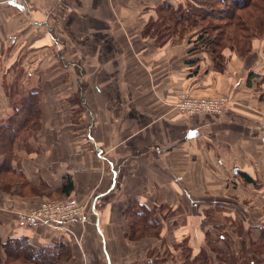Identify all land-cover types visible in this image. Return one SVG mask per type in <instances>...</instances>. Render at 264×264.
Segmentation results:
<instances>
[{
	"label": "crops",
	"instance_id": "crops-1",
	"mask_svg": "<svg viewBox=\"0 0 264 264\" xmlns=\"http://www.w3.org/2000/svg\"><path fill=\"white\" fill-rule=\"evenodd\" d=\"M179 4L181 0H0V120L25 96L15 92L19 87L41 95L44 117L72 121L76 79L71 73L81 70L90 109L82 113L88 120L85 131L75 140L72 128L67 134L58 130L56 143L49 144L39 164L46 170L55 167L45 173L54 179V188L71 180L70 195L90 201L95 210L63 232L33 222L25 207H3L0 242L24 237L36 249L69 247L66 264H114L121 239L115 232L110 242L106 224V204L112 198L138 199L151 208L163 205L173 219L162 218V229H176L182 221V228L192 226L185 229L191 233L188 241L197 229L207 234L216 227L204 224L203 207L195 218L189 213L199 201L226 200V206H214L232 219L264 212V39L252 38L249 51L239 54L229 47L215 53L200 46L195 30L171 34L164 28L162 34L143 35L149 23L165 20L158 15L163 6ZM44 73L53 75L48 79ZM179 93L227 95L230 103L221 115L183 117L171 106ZM33 150L26 154L31 163L38 149ZM25 163L22 172L37 183L42 168ZM84 189L97 193L89 198ZM241 191L248 195L234 196ZM253 193L258 206L253 199L246 206L243 201ZM81 236L84 245L86 237L93 242L83 259L76 248ZM4 258L0 250V262Z\"/></svg>",
	"mask_w": 264,
	"mask_h": 264
},
{
	"label": "rangeland",
	"instance_id": "rangeland-1",
	"mask_svg": "<svg viewBox=\"0 0 264 264\" xmlns=\"http://www.w3.org/2000/svg\"><path fill=\"white\" fill-rule=\"evenodd\" d=\"M186 0H181V4H179L178 7H176L175 13L178 15L180 12L184 11V7L186 3L184 2ZM173 4V3H172ZM174 5V4H173ZM174 10V8H173ZM164 14V13H163ZM159 16H162L164 18H168V15H162L158 14ZM163 19V18H162ZM168 22V21H167ZM156 23H158L156 21ZM168 24V23H167ZM166 24V25H167ZM173 22L170 21L168 26L170 27L169 33L175 34V33H182L181 28L179 27L178 30L173 29ZM152 23H149L143 32V35L150 36L154 34H162L163 29L162 27L158 26H152ZM191 29V28H190ZM190 29H186V34L195 33L194 37L199 40V37L201 36V31L195 30V32ZM189 32V33H188ZM216 34V33H214ZM159 37V39H161ZM264 39V37H263ZM199 45H203V42L199 40ZM224 45L222 47H229L224 42H220L219 44ZM206 46V45H205ZM220 46L217 47L215 53H218L220 50ZM81 67V66H80ZM47 75V78L50 79V77L53 75L50 73H44ZM71 75L76 79L75 84V92H74V104L71 105L75 111V116L72 121H64L61 120L60 115H50L48 117H44L45 115L42 113L41 109V95L36 94L34 92V89H29L25 93L22 92V89L19 87L15 88V92L17 94H24L25 96L20 98V102L14 107L10 115L5 120H0V209L6 208L8 210H13L15 208L19 209L20 207H25V213L29 214L30 212L35 211L41 204L44 203H64L70 199L76 201L81 207L83 206V210L86 213L84 217L87 216V214H90L89 211L90 201L85 200V198L78 199V197L74 194L63 197L60 194V189L63 186L59 188H54L55 186L53 183L54 179H51L50 176L53 175H47L50 178L45 176V173L54 172L56 169L55 167L50 166L49 168H44V166H41L39 162H42L45 159V156L49 153V144L52 142L53 144L57 141V133L58 130H65L66 134L69 133L68 128H72L75 132V135L73 138L75 140L81 135H83V131H85L84 126L86 121L82 113H89L90 109L88 107V104L84 101L83 98V91L86 88V83L83 79V72L80 70H76L74 73H71ZM16 77H19V74L17 72ZM47 93H50L47 92ZM36 94V95H35ZM180 94V93H179ZM32 95V96H31ZM51 95V94H47ZM190 95V94H189ZM176 97L175 96L173 102L171 103L172 109L176 111L178 114H180L175 108L174 104L176 103ZM201 97V96H199ZM210 97V96H208ZM34 104V105H33ZM33 105V106H32ZM29 108L32 107V111H28ZM228 108V106H227ZM226 108V109H227ZM225 109V110H226ZM26 110L29 112L28 118L29 123L28 125L23 129L22 123L25 120L26 116ZM181 115V114H180ZM182 116V115H181ZM193 116V115H192ZM185 117V116H183ZM189 117V116H188ZM95 120L92 119V123ZM68 129V130H67ZM59 134V133H58ZM72 136V133L70 134ZM70 138V137H69ZM72 140V139H71ZM70 142V141H69ZM36 147L38 149L37 151V157L35 158V153L33 158L36 160L33 163L29 161L30 157H26V154L32 153L33 148ZM39 145V146H37ZM70 145V143L67 144V146ZM46 148V149H45ZM46 150V151H45ZM26 162L28 166L31 165L35 168H42L39 171L36 172V179L37 183L34 182L35 179H30L28 176L24 175L22 172L21 166L23 163ZM36 163V164H35ZM12 168V170L10 169ZM21 173L23 176V180L17 177L13 173ZM41 175V176H40ZM66 179V177H64ZM72 179V178H71ZM36 183V184H34ZM84 194L88 196L89 198L93 197L97 193L96 190H86L84 189ZM90 191V192H89ZM88 192V193H87ZM238 195L241 196V198L244 195H248L246 191L241 192H235L234 196ZM254 193L253 195L249 196L248 199L244 200L243 202L249 203L250 199H253V204H257V201L254 199ZM112 200V202L110 201ZM110 200H107L106 207H108V212L106 216V224L108 227H110V242H113L114 240V233L120 236L121 245H118V253L117 256H115L114 264H183L185 262V258L189 257V259H193L196 257V255H199V253H206L211 258V263L216 262L215 260V254L211 251V249H215L218 247L224 246V244H215L211 241L217 239L219 236L224 237V241H227V239H230L229 236L232 238L234 237V240L231 239V248H234L235 252H241L239 251L240 246H242L243 241H247V239H251L252 241L255 240L258 242L254 247L256 252H258L261 246H264V242L260 240L261 238V231H259V226H264V212L259 211V213H251L250 216L248 214L242 215V216H235L232 219V216H226L224 213L226 212L222 208L214 206L215 202L226 206L227 201L224 199H217V200H209V201H199L195 205H191V208H189V213L193 218H195L196 213H198L201 209V212L205 214V223L209 226H216L214 227V231L212 233V237H208L206 234L202 233L198 229L196 230V233H192V241H188L189 236L191 237L190 231H186L187 228H192V226H186L185 228H182L185 223L180 222L179 226L181 228L174 229L171 227V229H162L163 225L161 223V220L163 219H169L170 212L166 207L162 205V207H159V205H156L155 208L148 207L145 204H142L138 199H123L120 200L118 198L116 201L112 198ZM242 201V200H241ZM92 202V201H91ZM139 202L140 204L144 205L148 209H154L155 218L160 225V229L158 232L154 230V227L150 226L148 228H144L140 222L139 218L137 216V213H139V209L135 207L136 203ZM232 202V201H231ZM230 203V202H229ZM23 206H19V205ZM25 204L27 206H25ZM186 206V204L184 203ZM190 205V204H189ZM188 203L187 206L189 207ZM95 206V205H94ZM186 206V207H187ZM96 210L99 212L100 207H98V204H96ZM238 209V208H237ZM264 211V208H260ZM102 210V209H101ZM241 211V210H239ZM177 212V211H176ZM224 212V213H222ZM110 213V215H109ZM152 217V216H151ZM231 217V218H230ZM94 218L91 214L90 219ZM163 218V219H162ZM145 219V218H144ZM143 219V220H144ZM173 218H170L172 220ZM245 222H244V221ZM168 221V220H167ZM256 225L257 227L250 226V225ZM119 226L118 229L115 231V226ZM45 226V225H44ZM47 227V226H45ZM168 227V226H167ZM250 227V228H249ZM254 227V228H252ZM49 228V227H47ZM249 228V229H248ZM51 229V228H50ZM173 229V231H171ZM247 229V230H245ZM63 232L65 230H62ZM188 233V235H187ZM210 233V232H208ZM98 237V236H97ZM96 237V239H97ZM107 237V236H106ZM84 237H80L77 242H79L78 245H76V248L79 250V255L82 257H87L88 253L87 248L88 244L92 245L93 242L90 237H86V243L84 245L83 243ZM95 240V239H94ZM230 241V240H229ZM108 242V239H107ZM109 243V242H108ZM95 244V242H94ZM97 244V243H96ZM197 244V245H196ZM199 245V247H197ZM86 246V247H85ZM54 249V250H53ZM51 252L56 254L60 253L63 257L60 264H66L70 261V248L65 247L62 248H53ZM59 249V252L57 251ZM86 249V251H85ZM2 253H4V260L0 262V264H36L32 263L30 260H26V255H20L18 254L19 250H15L12 248V251L10 248L6 250L3 247H1ZM97 255L99 258L102 259V254L100 250H96ZM198 252V253H197ZM22 254V253H21ZM91 255V254H90ZM15 259V260H14ZM88 258H86V261ZM103 262V260H102ZM40 264V263H38ZM57 264V263H56ZM104 264V263H103Z\"/></svg>",
	"mask_w": 264,
	"mask_h": 264
},
{
	"label": "trees",
	"instance_id": "trees-1",
	"mask_svg": "<svg viewBox=\"0 0 264 264\" xmlns=\"http://www.w3.org/2000/svg\"><path fill=\"white\" fill-rule=\"evenodd\" d=\"M184 2L186 3L183 8L184 11L180 12L178 15L175 13L176 8L173 10V6H163L160 9V14H166L168 18H165V20L160 23H154L152 26L170 29L166 24H169L171 21L173 22L172 26L174 30H178L179 27L181 30L185 31L190 28V30L199 29V32L201 31L199 40L203 42V45L212 47L216 50L222 41L228 45L229 48L236 50L239 54H244L249 51L252 38L263 39L264 37V0H186ZM157 35H159V33ZM222 46L224 45H221L220 48ZM29 110L33 112L32 107H30L28 111ZM28 111L26 110L25 120L22 123L23 129L29 123ZM10 169L12 170L11 167ZM13 174L23 180L21 173L14 172ZM245 180L247 182L250 181L247 176ZM72 189L71 180H66L60 189L61 196H70ZM135 203V207L137 210L139 209L137 216L140 219V224L144 228L152 226L154 230L158 232L160 225L159 222L154 219V209H148L139 202ZM259 231L262 232L260 240L264 242L263 225L259 226ZM212 234L214 233L210 232L206 235L212 237ZM211 242L215 244H224L222 247L211 249L215 254L216 262L211 263V257L206 253H199V255H196V257L191 260L189 257L185 258L183 264H264V246H261L259 248L260 250L256 252L254 247H256L255 245L258 244V242L255 240L252 241L251 239H247V241H243L242 246L239 248L241 252L238 253L233 251L235 250L234 248L230 249L231 238L224 241L222 235ZM3 246L6 250L9 248L11 251L12 248L16 251L19 250L18 254H25L27 261L30 260L32 263L36 264H60L63 259L60 253L56 254V252H51L54 247L36 249L30 245L24 237L0 242V247ZM57 251L59 252V249H57Z\"/></svg>",
	"mask_w": 264,
	"mask_h": 264
},
{
	"label": "built area",
	"instance_id": "built-area-1",
	"mask_svg": "<svg viewBox=\"0 0 264 264\" xmlns=\"http://www.w3.org/2000/svg\"><path fill=\"white\" fill-rule=\"evenodd\" d=\"M229 103L227 95L199 97L180 93L176 97L174 108L185 117L198 114L221 115ZM83 208L72 199L64 203H44L27 214V217L35 223L55 230H63L70 223L84 220L86 213ZM93 211L95 212L94 209Z\"/></svg>",
	"mask_w": 264,
	"mask_h": 264
}]
</instances>
